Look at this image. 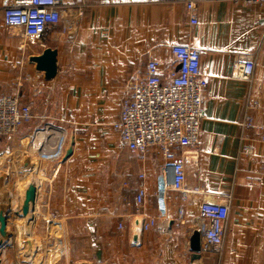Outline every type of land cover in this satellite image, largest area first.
Segmentation results:
<instances>
[{
    "label": "crops",
    "instance_id": "obj_1",
    "mask_svg": "<svg viewBox=\"0 0 264 264\" xmlns=\"http://www.w3.org/2000/svg\"><path fill=\"white\" fill-rule=\"evenodd\" d=\"M2 2L0 95H18L31 106L33 118L16 139L28 138L36 155L22 153L11 165V158L6 160L11 144L0 137V166L7 162L0 172L7 173L6 186L14 189L15 181L25 178L24 159L34 164L37 212L31 232L42 244L41 264L62 258L61 264H264V5L195 0L197 23L191 24L185 0H64L60 20L48 26L39 42L22 45L21 34L3 25ZM78 2L81 14L74 8ZM173 44L197 48L207 78L199 165L188 167L186 177V187L197 185L200 191L184 206L166 201L159 191L166 170L159 150L152 148L143 157L131 153L111 127L129 84L144 73L148 60H156L166 78L174 65ZM45 48L57 51L51 79L29 61ZM248 54L255 60L250 83L231 77L235 63ZM247 102L253 103L250 111L258 127L245 132L250 154L240 151L237 124ZM54 112L74 144L71 156L59 162L62 173L50 179L54 195L60 191L55 181L66 186L61 199L53 197L60 202L57 220L64 222L65 231L63 243L55 239L52 247L46 234L35 230L38 219L47 215L40 202V158L60 156L63 132L27 130L30 122L45 121ZM141 173L145 199L137 211ZM215 198L230 201L223 252H209L201 239L194 258L189 236L194 229L201 233L206 223L199 204ZM181 206L184 214L178 216ZM149 217L158 218L159 226L142 230ZM14 222L9 220L12 229ZM15 248L6 249L3 264H24Z\"/></svg>",
    "mask_w": 264,
    "mask_h": 264
},
{
    "label": "built area",
    "instance_id": "obj_2",
    "mask_svg": "<svg viewBox=\"0 0 264 264\" xmlns=\"http://www.w3.org/2000/svg\"><path fill=\"white\" fill-rule=\"evenodd\" d=\"M243 6H263L264 0H231ZM195 0H185L190 23L196 24ZM83 12V4L74 5ZM65 11L64 0H3L2 21L7 30L21 34L23 44L39 42L48 26L56 24ZM169 53L174 65L164 78L159 63L150 59L144 73L134 78L122 99L118 118L111 123L120 145L140 157L150 149L157 148L166 162V170L159 178V191L166 201L176 200L183 206L191 195L199 193L197 185L186 187L187 168H198L200 150V123L204 116L203 95L207 78L200 68L201 55L197 48L173 44ZM255 60L245 55L235 63L231 77L247 83L252 81ZM253 103L247 102L242 118L238 121L241 131L240 151L250 154L245 145V132L258 127L251 114ZM33 118L32 108L20 101L18 95H0V137L10 140L19 128ZM62 157V156H61ZM140 183L134 199L138 211L145 199L144 173L139 174ZM173 194H167V191ZM229 198L204 200L198 207L199 216L206 222L200 233L204 247L211 253L221 255L224 249L229 215ZM178 208V216L184 207ZM156 217H149L142 230L158 227ZM122 228V225H118Z\"/></svg>",
    "mask_w": 264,
    "mask_h": 264
},
{
    "label": "water",
    "instance_id": "obj_3",
    "mask_svg": "<svg viewBox=\"0 0 264 264\" xmlns=\"http://www.w3.org/2000/svg\"><path fill=\"white\" fill-rule=\"evenodd\" d=\"M56 56L55 49L45 48L39 55L29 56V61L35 64L36 70L41 71L46 79H51L57 72ZM73 144V136L69 135L60 161L71 156ZM33 166L34 164L24 159L25 178L16 180L14 189L6 186L7 173L0 172V264L5 261V251L8 247H16L24 264L42 262V244L40 240L32 237L31 232L37 212L38 188V182L32 176ZM9 220L15 221L13 229L9 226ZM188 243L193 257L198 258L201 250V235L198 229L192 230Z\"/></svg>",
    "mask_w": 264,
    "mask_h": 264
},
{
    "label": "rangeland",
    "instance_id": "obj_4",
    "mask_svg": "<svg viewBox=\"0 0 264 264\" xmlns=\"http://www.w3.org/2000/svg\"><path fill=\"white\" fill-rule=\"evenodd\" d=\"M54 115H55V112L54 114L51 115V118H48L45 121L38 120V121L30 122L29 123L30 126L27 130V131H34L36 133L38 131H45L46 129H49L48 127H51L53 129H58V131L63 132L60 156H57L55 158H40L41 165L39 169V177L43 183L40 189V202L42 203L43 214H47V215L44 218L41 217L40 219H38L35 230L37 234L42 235V233H45L46 239L48 240V243L52 247L55 246V243L53 241L55 239H56L57 244H59V242L63 243L64 231H65L64 222H60L57 220V218L59 217L58 210H61L60 202L54 201L53 197L57 196L56 197L57 199L60 198V195L62 196L60 191L63 190L62 187H66V186L60 185L61 183L59 182L60 180L55 181L58 184V186H60V187L57 186V188L60 189V191L56 190L57 194L54 195L55 189H54V186H51V184L54 181L52 182V180L50 181V179H51V176L55 175L54 177V180H55L56 175H58L59 172L62 173L63 171V170L61 171L59 162H60L61 156L63 155V148L65 146V143L67 140V134H68V130L64 129V123H60L56 121L54 119L56 116ZM27 126L28 124L26 125V127ZM19 131L9 140L11 144V152L6 160L8 162V159L10 157L11 165H12L13 160L20 154L25 153V152L32 153L29 149V144L31 143V141L29 142L28 138L19 139V140L16 139ZM61 134L62 133H60V135ZM32 155H36V153H32ZM7 162L3 163L2 166L0 167H6ZM62 260L63 258L57 260L56 263L54 262L52 264H61Z\"/></svg>",
    "mask_w": 264,
    "mask_h": 264
}]
</instances>
